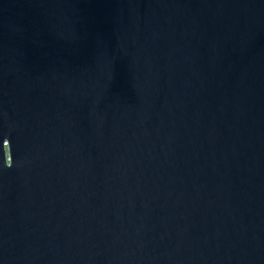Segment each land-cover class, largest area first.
Listing matches in <instances>:
<instances>
[{
  "label": "water",
  "instance_id": "95a60500",
  "mask_svg": "<svg viewBox=\"0 0 264 264\" xmlns=\"http://www.w3.org/2000/svg\"><path fill=\"white\" fill-rule=\"evenodd\" d=\"M0 264H264V0H0Z\"/></svg>",
  "mask_w": 264,
  "mask_h": 264
},
{
  "label": "clouds",
  "instance_id": "9594fccd",
  "mask_svg": "<svg viewBox=\"0 0 264 264\" xmlns=\"http://www.w3.org/2000/svg\"><path fill=\"white\" fill-rule=\"evenodd\" d=\"M9 167L11 166V165H8Z\"/></svg>",
  "mask_w": 264,
  "mask_h": 264
}]
</instances>
